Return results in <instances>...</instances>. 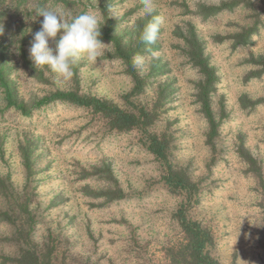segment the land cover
<instances>
[{
	"label": "rangeland",
	"instance_id": "1",
	"mask_svg": "<svg viewBox=\"0 0 264 264\" xmlns=\"http://www.w3.org/2000/svg\"><path fill=\"white\" fill-rule=\"evenodd\" d=\"M20 1L0 0V64L15 101L33 110L25 116L7 108L0 84V210L15 208L18 223L0 219V264H17L29 244L53 264H178L182 257L177 214L189 200L166 183L145 132H118L90 108L69 103L34 109L57 90L154 111L148 130L168 142L175 167L199 185L187 214L212 233L211 254L222 264H264V0H152L153 15L166 19L154 45L140 39L152 18L142 0ZM44 3L72 15L96 12L100 39L112 19L114 33L143 51L137 55L155 51L142 71L134 63L143 89L133 92L128 65L102 39L104 54L80 60L68 81L36 68L29 50ZM194 35L216 74L212 142L198 99L202 75L189 56ZM7 193L18 196L12 206Z\"/></svg>",
	"mask_w": 264,
	"mask_h": 264
},
{
	"label": "trees",
	"instance_id": "2",
	"mask_svg": "<svg viewBox=\"0 0 264 264\" xmlns=\"http://www.w3.org/2000/svg\"><path fill=\"white\" fill-rule=\"evenodd\" d=\"M27 1V0H26ZM56 4H71L68 0H51ZM25 0L18 2V6L24 3ZM45 8V3L40 5V9ZM116 23H113L112 19H109L108 26L102 33V41H109L113 44L115 49V56L121 58L129 68L131 75L135 80V87L133 92H139L143 89L142 79L134 68V56L139 54L140 50L131 48V45L124 43L123 36L114 33ZM255 30V29H254ZM254 32V31H253ZM251 34H248L250 36ZM242 42V41H241ZM243 43V42H242ZM194 51L189 52L191 60L195 62V65L201 72L202 79L199 84L198 99L202 106V111L208 119L210 126V140L214 139L217 133V122L215 119L214 112L211 107V93L214 89L216 82V74L214 69L208 63L205 57L201 45L198 43L197 37L194 35L189 45ZM0 84L5 88V98L7 100V108L11 109L14 106L16 110L22 112L25 116H30L33 109L21 103L20 105L15 101L13 89L9 86L7 80V66L0 64ZM56 103H69L76 106H83L90 108L92 111L97 113L100 117L107 121L110 128L117 130L118 132L130 131L134 128L142 129L148 142L149 150L156 155V157L162 162L165 167V181L171 187L177 190H182L187 194L185 203L182 204L178 211L177 217L184 234V246L183 253H181V259L178 264H222L216 259L210 252V247L214 243L212 233L206 229L199 221L190 218L187 214V208L190 205V201L194 199L196 194L199 192V185L196 183L188 174L184 171L179 170L175 167L174 163L170 158V151L168 142L158 136L157 134L151 133L148 128L152 125L155 118V112L141 106L137 110L126 109L116 103H113L107 99L100 98L97 96H90L82 94L76 90H57L39 99L34 109L43 107L45 105ZM27 158V157H26ZM28 159V158H27ZM30 170V166H27ZM4 178L0 175V187L4 185ZM8 204L10 205L12 199H17L18 196L7 193ZM120 198V196L114 197ZM12 206V205H10ZM15 213V208L10 210H0V219L9 221L11 224H15L18 227L15 216L11 215ZM29 218L26 220L28 226L26 229L30 230L34 224V217L27 209ZM19 234L23 235V230L19 231ZM17 264H53L49 255L40 251L33 245H27V247H21L18 256L15 258Z\"/></svg>",
	"mask_w": 264,
	"mask_h": 264
},
{
	"label": "clouds",
	"instance_id": "3",
	"mask_svg": "<svg viewBox=\"0 0 264 264\" xmlns=\"http://www.w3.org/2000/svg\"><path fill=\"white\" fill-rule=\"evenodd\" d=\"M142 13L151 16L144 26L140 39L146 45H154L158 39L161 27L166 19L163 15H153L152 0H142ZM38 17H43L40 30L35 32L30 48V57L36 68H47L54 72L58 81H68L73 76L74 66L82 59L90 63L97 61L104 54L106 45L101 41L102 18L96 12H86L72 15L56 9L41 8L37 10ZM0 34L3 25L0 24ZM56 41L55 48L50 46V40ZM156 52L148 50V57L137 55L135 65L143 70L147 59L155 57Z\"/></svg>",
	"mask_w": 264,
	"mask_h": 264
}]
</instances>
